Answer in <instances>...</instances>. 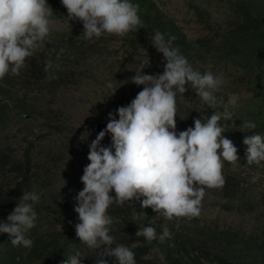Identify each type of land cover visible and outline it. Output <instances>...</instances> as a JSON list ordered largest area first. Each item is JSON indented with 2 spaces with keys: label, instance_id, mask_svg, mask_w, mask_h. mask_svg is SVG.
<instances>
[{
  "label": "rangeland",
  "instance_id": "374dc122",
  "mask_svg": "<svg viewBox=\"0 0 264 264\" xmlns=\"http://www.w3.org/2000/svg\"><path fill=\"white\" fill-rule=\"evenodd\" d=\"M139 5L144 27L125 37L104 34L85 39L83 23L69 19L61 0L52 9L50 35L20 74L0 80V223H7L24 192L40 195L28 249L13 246L0 233V264H63L81 254L95 264L96 252L77 237L75 197L84 187L89 145L106 128L109 113L127 106L143 85L131 82L148 55L143 74H162L164 58L151 44L159 30L195 70L222 76L215 93L224 104L210 107L188 85L177 93L176 132L194 127V119L221 116L222 136L237 147L239 161L224 162L225 185L206 189L201 214L168 221L139 201L108 209L110 235L135 253L136 264H264V162L247 164V135L264 136V0H131ZM59 57V59H57ZM52 68L45 72L46 62ZM57 78L49 79L52 74ZM239 107L224 118L228 100ZM255 122L249 130L243 122ZM111 144L110 134L102 140ZM114 195V192L111 193ZM151 226L157 238L136 236ZM166 226L171 238L161 241ZM114 264V258H107Z\"/></svg>",
  "mask_w": 264,
  "mask_h": 264
},
{
  "label": "clouds",
  "instance_id": "9594fccd",
  "mask_svg": "<svg viewBox=\"0 0 264 264\" xmlns=\"http://www.w3.org/2000/svg\"><path fill=\"white\" fill-rule=\"evenodd\" d=\"M69 19L83 23L84 38L91 40L104 34L125 37L144 27L139 5L131 0H61ZM52 9L47 0H0V80L9 72L19 75L26 59L33 56L39 44L50 35L49 17ZM175 37L165 39L159 30L151 37L152 46L162 53V74H143L150 67L147 55L131 82L143 89L127 106L117 109L118 119L109 113V122L89 145L81 182L84 187L75 197L74 211L79 223L75 231L80 241L96 252L95 264H136L135 253L123 244H114L110 235L112 218L108 209L114 203L139 201L142 208H152L168 221L174 218H196L201 214L206 189H222L225 185L224 162L235 165L239 161L234 143L222 136L225 131L218 123L221 116L214 113L202 121L194 119V127L176 132L177 93L184 94L190 84L195 93L210 107L224 104L215 94L222 84V76L195 70L172 46ZM59 59V57H57ZM52 61L45 65V72ZM57 78L53 73L49 79ZM239 107L238 98L231 97L225 106L224 118L231 120ZM243 128L252 130L255 122L245 121ZM110 134L111 144L102 140ZM247 164L264 162V136L247 135ZM114 192V195L111 193ZM40 195L24 192L16 207L0 223V233H8L13 246L30 249L33 240L25 233L35 226L34 205ZM136 236L147 242L157 238L156 230L147 226L138 229ZM171 238L164 226L161 241ZM81 254L68 256L63 264H82Z\"/></svg>",
  "mask_w": 264,
  "mask_h": 264
}]
</instances>
